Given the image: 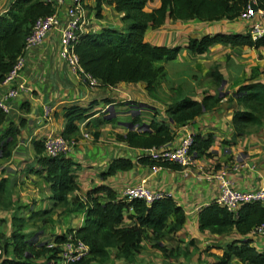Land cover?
<instances>
[{
    "label": "crops",
    "instance_id": "crops-1",
    "mask_svg": "<svg viewBox=\"0 0 264 264\" xmlns=\"http://www.w3.org/2000/svg\"><path fill=\"white\" fill-rule=\"evenodd\" d=\"M13 1L0 0V14L6 12ZM159 1L151 0L148 8H154ZM85 3L89 25L95 32L101 31L106 25H114L118 29L125 27L121 19L124 14L116 12L111 5H102V17L99 18L95 9L96 0H85ZM61 15L64 17L65 13L62 12ZM253 22L254 20L240 17L213 22L169 19L163 26L149 29L146 39L151 43L181 47L178 56L166 63L169 84L164 83L155 94H150L143 82H120L115 86H101L100 82L97 87L86 85L60 57V39L55 34L29 51L26 66L19 78L27 90L9 100V120L0 126V137H3L11 125H18L23 119L26 120L18 136V143L11 148V155L0 157V177L10 180L13 195L11 207L5 208L0 204V232L10 236L17 228L14 220L23 219L24 233L28 240L35 245H42L67 235L72 229L84 226L87 209L70 210L55 200L51 182L45 177L46 169L39 162L34 144L35 141L44 140L49 134H62L66 125L65 109L71 105H79L90 108L95 114L81 122L76 145L68 155L73 161L74 180L78 184V188L68 194L69 200L74 203L79 198L85 199L90 190L102 184L113 187L120 194L124 187L145 180L149 188L169 193L187 214L183 228L176 235L167 236L163 240V245L168 248L179 245L182 252L178 258L171 260L179 259L182 264H186L184 258L190 255V264H210L214 259L207 256L205 260L204 250L241 238L236 232L222 236L202 232L199 228L200 210L216 200L219 194V183L214 174L219 170H226L227 177L240 190H254L264 185V123L260 127H252L245 135H238L233 117L240 106L236 100H230L233 91L249 79L253 69L264 67V46L230 47L217 43L200 55L190 53L186 47L191 37L200 38L217 33H250ZM216 67L224 78L220 86L215 84L211 76ZM260 79L264 81V73ZM177 89L180 90L181 98L189 96L200 101L206 94H218L223 99L218 107L205 111L189 123H171L167 110ZM4 91L5 87H0V96ZM129 101L144 106L142 109L139 105L142 112L136 115V119L128 118L131 116L130 107L126 104ZM45 104L53 106L54 112L50 120L43 121ZM112 106L116 117L124 114L120 121L116 117L106 118L110 113L108 109ZM100 119L109 122L99 123ZM111 120L114 121L110 122ZM132 120L149 125L153 120L166 121L177 139L191 131L204 138L212 136L213 143L205 154L194 157L193 164L187 169L171 164L141 163L139 158L143 149L132 147L119 137L130 131L121 122ZM86 133L89 137H85ZM118 158L131 159L135 164L130 170H119L116 174L105 177L111 163ZM100 200L104 201L103 198ZM44 211L50 213L42 215ZM175 219V215H171L170 221ZM246 237L259 250H264V235H256L251 231ZM192 239L194 241L190 243ZM146 245L138 260L158 264L153 255L147 257L145 252L161 251L152 242L147 241ZM40 259L42 264H53L47 262L45 256ZM163 259L166 260L164 254ZM233 262L242 264L237 259Z\"/></svg>",
    "mask_w": 264,
    "mask_h": 264
},
{
    "label": "trees",
    "instance_id": "trees-1",
    "mask_svg": "<svg viewBox=\"0 0 264 264\" xmlns=\"http://www.w3.org/2000/svg\"><path fill=\"white\" fill-rule=\"evenodd\" d=\"M151 0H96L97 16L102 17V5H111L125 24L123 29L106 25L99 32H88L80 36L75 46L82 68L98 78L101 86H115L120 82L146 84L150 94L156 92L164 83L169 84L166 63L174 60L181 51L180 46L153 44L146 39L147 31L163 26L169 19L188 21L199 19L213 22L234 20L246 9L248 0H160L154 8H148ZM258 6L264 8V0H258ZM55 7L47 0H14L9 9L0 14V80L12 69L16 59L23 52L25 39L35 21L42 16L52 14ZM230 47L264 46V36L253 40L250 33L207 34L200 38L191 37L187 50L194 54H205L214 44ZM262 69H253L249 79L236 91L230 100H236L240 108L235 110L233 125L238 135H245L252 127L264 123V81L260 79ZM217 86L224 80L218 67L211 73ZM173 90H176L175 88ZM223 97L218 94H206L202 100L192 97L181 98L177 89L167 110L171 123H189L205 111L219 106ZM130 108L140 104L129 101ZM95 112L90 108L71 105L65 109L66 125L62 133L67 139H74L80 133V124L90 119ZM9 120L0 107V126ZM96 121V120H95ZM137 121V120H136ZM109 122L100 119L99 123ZM26 120L11 125L3 137H0V157H9L11 148L18 143V136ZM120 139L130 146L141 149L160 147L175 139L169 123L153 120L148 129L130 130ZM212 136L207 138L195 134L191 147L194 157H200L211 148ZM39 162L46 169V179L51 182L55 200L70 210L87 209V218L83 227L70 230L75 237L82 239L90 247V255L69 264H105L109 259L124 260L133 264H151L139 261L138 257L146 249V242L164 253L167 258L181 255L179 245L168 248L163 245L167 236L176 235L187 219L185 209L172 197H166L147 204L143 200L127 201L121 199L113 187L102 184L90 190L85 199L71 202L68 194L78 188L74 180V165L70 157L46 155L43 140L35 141ZM139 162L150 165L176 164L140 157ZM134 161L128 158L115 159L105 177L119 170H130ZM103 198L104 201H101ZM0 204L5 208L13 205L10 180L0 177ZM71 206V207H70ZM44 211L42 215H48ZM175 215V221H170ZM16 230L6 236L0 232V241L4 243V255L0 264H34V258L46 257L47 262H56L60 258V247H50L49 243L35 245L24 233V220L15 219ZM202 232L222 236L236 232L241 238L233 239L225 245H215L206 249L213 257L210 264H234L237 259L242 264H264V250L253 245L248 236L252 229L264 223V201L246 203L236 212L229 211L216 200L204 206L198 217ZM66 235L57 237L54 242L62 243ZM194 240L192 239L190 243ZM204 250V251H206ZM203 251V252H204ZM157 264V263H156ZM167 264V263H166Z\"/></svg>",
    "mask_w": 264,
    "mask_h": 264
},
{
    "label": "built area",
    "instance_id": "built-area-1",
    "mask_svg": "<svg viewBox=\"0 0 264 264\" xmlns=\"http://www.w3.org/2000/svg\"><path fill=\"white\" fill-rule=\"evenodd\" d=\"M54 7L52 14L39 17L29 34L25 39L23 52L16 59L12 69L6 76L0 80V87H5V91L0 96V107L6 114L11 113V107L8 104L10 99L18 97L27 90L24 82L19 78L27 62V53L34 48L39 47L44 41L52 35L59 36L60 39V57L69 65L71 71L79 75L82 81L90 86L97 87L100 80L89 72H86L75 51V46L84 33L92 32L89 25V15L85 0H47ZM257 5L255 10L252 6ZM65 16L62 17L61 13ZM241 19L254 20L250 34L253 40H258L264 36V8L258 6V0H248L246 9L240 15ZM259 18V20H257ZM261 18L263 21H261ZM54 112V107L50 104L43 106L42 120H50ZM85 137H89L86 133ZM195 142V133L187 131L174 140L161 145L143 149L140 157H149L152 160L164 161L176 164L178 167L187 169L194 162V155L191 147ZM46 155L57 157L60 155L68 156L76 145V140L67 139L62 134H49L43 140ZM214 178L219 183V194L216 201L226 207L231 212H236L242 205L257 201H264V185L254 190H240L234 187L232 181L227 177L226 170H219L214 174ZM121 199L132 201L135 199L143 200L147 204L154 201L171 197L169 193L162 190H154L146 185V181L126 186L118 194ZM252 232L256 235H264V223L255 226ZM50 247L59 246V256L63 260L62 264H69L79 261L90 255V247L82 239L68 233L65 240L59 245L54 241L49 243ZM4 255V243L0 241V261Z\"/></svg>",
    "mask_w": 264,
    "mask_h": 264
},
{
    "label": "rangeland",
    "instance_id": "rangeland-1",
    "mask_svg": "<svg viewBox=\"0 0 264 264\" xmlns=\"http://www.w3.org/2000/svg\"><path fill=\"white\" fill-rule=\"evenodd\" d=\"M160 89V88H159ZM159 89L156 91L157 93L159 92ZM153 94H155V92L153 93ZM119 108V107H118ZM122 118H124V114L123 113H121V114H119V116L118 117H116V120H119L120 121V119H122ZM128 118H137V116H135V117H133L132 115L131 116H129ZM112 121H114V120H111L110 122H112ZM138 122V121H137ZM206 253H205V260H207V256H208V251H205ZM164 254V253H163ZM163 254L161 253V252H145V255L148 257V256H152L153 257V259H155V260H157V262H159L158 264H182V262L179 260V259H177V260H171L172 258H167V256H166V260L164 261V259L162 260V258H163ZM165 255V254H164ZM158 256H160L161 258H159ZM186 258H184L185 259V261H186V264H190L191 263V258H190V255H186L185 256ZM171 260V261H170ZM33 261H34V264H42L43 263V261H41V259L40 258H34L33 259ZM167 261H169V262H167ZM63 263V260L61 259V258H59L58 259V261H56V262H53V264H62ZM92 264H103V263H100V262H93ZM105 264H126V262L124 261V260H115V259H113V260H109V261H107ZM192 264H197V263H192Z\"/></svg>",
    "mask_w": 264,
    "mask_h": 264
},
{
    "label": "water",
    "instance_id": "water-1",
    "mask_svg": "<svg viewBox=\"0 0 264 264\" xmlns=\"http://www.w3.org/2000/svg\"><path fill=\"white\" fill-rule=\"evenodd\" d=\"M252 7H253L255 10L258 9L257 5H253ZM140 107L143 109V107H144L143 104L140 105ZM141 108H139V106L130 108V114H131L133 117H135L136 115L141 114V112H142V109H141ZM108 111H110V113L107 114V116H106L107 119H112V118H114V117L117 116V114H116L115 109H114L113 106L110 107V108L108 109ZM121 123H122L123 125L127 126L130 130L141 131V130H143V129H145V128H147V129L149 128V124L146 123V122H135V121L132 120V121H124V122H121Z\"/></svg>",
    "mask_w": 264,
    "mask_h": 264
}]
</instances>
